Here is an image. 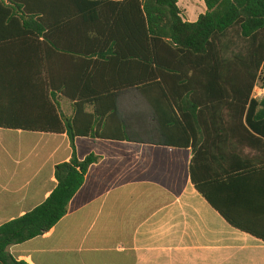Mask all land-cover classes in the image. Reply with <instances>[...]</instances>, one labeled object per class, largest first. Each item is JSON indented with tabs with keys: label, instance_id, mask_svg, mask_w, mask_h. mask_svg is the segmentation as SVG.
<instances>
[{
	"label": "trees",
	"instance_id": "trees-1",
	"mask_svg": "<svg viewBox=\"0 0 264 264\" xmlns=\"http://www.w3.org/2000/svg\"><path fill=\"white\" fill-rule=\"evenodd\" d=\"M205 5L190 23L177 0H0V128L66 133L73 148L72 159L56 166L50 197L0 227V264H27L9 248L67 215L100 160L77 157L78 137L192 148V182L209 201L199 138L246 121L244 129L264 139V97H253L264 81V0ZM58 96L72 102V118Z\"/></svg>",
	"mask_w": 264,
	"mask_h": 264
},
{
	"label": "crops",
	"instance_id": "crops-1",
	"mask_svg": "<svg viewBox=\"0 0 264 264\" xmlns=\"http://www.w3.org/2000/svg\"><path fill=\"white\" fill-rule=\"evenodd\" d=\"M177 1L186 22L207 12L205 0ZM57 99L72 118V102ZM230 126L199 138V178L211 201L192 182V148L76 138L80 160H100L67 215L9 253L27 264H264L263 238L223 216L264 236V139L246 121ZM72 157L66 133L0 128V227L43 204L58 185L56 166Z\"/></svg>",
	"mask_w": 264,
	"mask_h": 264
},
{
	"label": "rangeland",
	"instance_id": "rangeland-1",
	"mask_svg": "<svg viewBox=\"0 0 264 264\" xmlns=\"http://www.w3.org/2000/svg\"><path fill=\"white\" fill-rule=\"evenodd\" d=\"M237 43V42H236ZM238 44H240L239 46L241 47V43H238ZM236 50V49H235ZM264 79V71H263V74H262V76H261V79ZM263 80H260L258 83H257V88L258 89H262V88H264L263 87ZM257 92H259V91H257ZM257 92H254L255 93V95L257 94ZM264 97V94L262 95V96H260L259 97V99H262ZM112 147H114L115 148V146H112ZM116 149V148H115Z\"/></svg>",
	"mask_w": 264,
	"mask_h": 264
},
{
	"label": "built area",
	"instance_id": "built-area-1",
	"mask_svg": "<svg viewBox=\"0 0 264 264\" xmlns=\"http://www.w3.org/2000/svg\"><path fill=\"white\" fill-rule=\"evenodd\" d=\"M257 91H259V92H257ZM254 92H257V94L255 95V93H253V97L255 99H259V97L264 94V88L258 89L257 86H256L255 89H254Z\"/></svg>",
	"mask_w": 264,
	"mask_h": 264
}]
</instances>
